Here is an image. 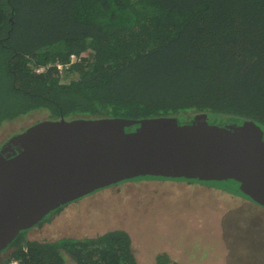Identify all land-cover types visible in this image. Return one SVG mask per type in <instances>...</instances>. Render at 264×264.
I'll use <instances>...</instances> for the list:
<instances>
[{
  "label": "trees",
  "instance_id": "trees-1",
  "mask_svg": "<svg viewBox=\"0 0 264 264\" xmlns=\"http://www.w3.org/2000/svg\"><path fill=\"white\" fill-rule=\"evenodd\" d=\"M36 110L55 120L188 122L206 113L264 130V0H0V127ZM200 185L261 207L231 183ZM47 219L19 235L0 262L138 264L124 229L31 239ZM170 262L163 252L154 264Z\"/></svg>",
  "mask_w": 264,
  "mask_h": 264
},
{
  "label": "water",
  "instance_id": "water-1",
  "mask_svg": "<svg viewBox=\"0 0 264 264\" xmlns=\"http://www.w3.org/2000/svg\"><path fill=\"white\" fill-rule=\"evenodd\" d=\"M146 180L231 183L264 207V130L206 113L38 121L0 147V254L62 206Z\"/></svg>",
  "mask_w": 264,
  "mask_h": 264
},
{
  "label": "rangeland",
  "instance_id": "rangeland-1",
  "mask_svg": "<svg viewBox=\"0 0 264 264\" xmlns=\"http://www.w3.org/2000/svg\"><path fill=\"white\" fill-rule=\"evenodd\" d=\"M47 117L36 110L6 121L0 127V147ZM50 217L52 221L47 219L30 232L31 239L85 238L124 229L138 264H154L163 252L170 264H264V240L249 226L264 233V209H252L226 191L200 184L129 182L101 190Z\"/></svg>",
  "mask_w": 264,
  "mask_h": 264
},
{
  "label": "built area",
  "instance_id": "built-area-1",
  "mask_svg": "<svg viewBox=\"0 0 264 264\" xmlns=\"http://www.w3.org/2000/svg\"><path fill=\"white\" fill-rule=\"evenodd\" d=\"M75 56H72V60H75ZM56 66L59 68V69H62L63 68V65L61 63H56ZM44 68H38V71H43ZM7 264H21V261L17 258H12Z\"/></svg>",
  "mask_w": 264,
  "mask_h": 264
},
{
  "label": "flooded vegetation",
  "instance_id": "flooded-vegetation-1",
  "mask_svg": "<svg viewBox=\"0 0 264 264\" xmlns=\"http://www.w3.org/2000/svg\"><path fill=\"white\" fill-rule=\"evenodd\" d=\"M0 264H4V263L1 261Z\"/></svg>",
  "mask_w": 264,
  "mask_h": 264
}]
</instances>
